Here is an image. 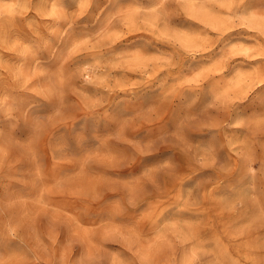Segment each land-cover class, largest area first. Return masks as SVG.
I'll list each match as a JSON object with an SVG mask.
<instances>
[{
	"label": "rangeland",
	"instance_id": "rangeland-1",
	"mask_svg": "<svg viewBox=\"0 0 264 264\" xmlns=\"http://www.w3.org/2000/svg\"><path fill=\"white\" fill-rule=\"evenodd\" d=\"M0 264H264V0H0Z\"/></svg>",
	"mask_w": 264,
	"mask_h": 264
},
{
	"label": "snow or ice",
	"instance_id": "snow-or-ice-1",
	"mask_svg": "<svg viewBox=\"0 0 264 264\" xmlns=\"http://www.w3.org/2000/svg\"><path fill=\"white\" fill-rule=\"evenodd\" d=\"M126 2H128V0H126Z\"/></svg>",
	"mask_w": 264,
	"mask_h": 264
}]
</instances>
